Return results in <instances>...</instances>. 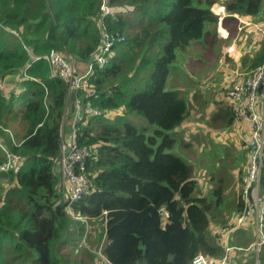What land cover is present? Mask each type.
<instances>
[{"label": "trees", "instance_id": "16d2710c", "mask_svg": "<svg viewBox=\"0 0 264 264\" xmlns=\"http://www.w3.org/2000/svg\"><path fill=\"white\" fill-rule=\"evenodd\" d=\"M216 2L0 0V81L17 71L21 93L0 91V164L6 152L23 158L18 170L0 171V264H86L88 258L93 264H192L198 254L224 255L192 166L166 152L189 115L186 95L167 87L175 56V62L182 51L187 59L220 58ZM226 9L264 22V0H228ZM115 32L124 40L87 78L92 105L103 115L77 125L79 146L91 152L81 171L90 187L68 205L59 157L74 108L68 84L50 75L45 60L32 59L56 50L75 63L94 64L105 35ZM255 34L254 28L237 33L239 47L252 56L249 71L264 59V40L254 44ZM133 117L148 127L139 128ZM218 185L216 208L224 193L222 181ZM261 189L264 195V170ZM243 208L241 194L237 212ZM91 233L107 263L90 252ZM229 244L251 245L234 235ZM64 246H72L68 255ZM73 251L79 260H70ZM259 260L264 264V246Z\"/></svg>", "mask_w": 264, "mask_h": 264}, {"label": "built area", "instance_id": "2783aa9c", "mask_svg": "<svg viewBox=\"0 0 264 264\" xmlns=\"http://www.w3.org/2000/svg\"><path fill=\"white\" fill-rule=\"evenodd\" d=\"M227 0L224 4L217 0L212 11L219 17V36L228 39L231 24L227 19L234 15L238 19V28L242 30L252 24V17L234 14L226 9ZM222 4L223 6L219 5ZM106 14V8L103 7ZM124 40L120 32L106 34L104 44L98 51L93 62L87 64L82 70L78 69L68 54L51 50L49 54L33 58L32 60H45L50 69V75L68 84L67 101L71 100L74 108V116L71 121V143L65 141V128L61 132V155L59 157V174L61 187L64 192V200L68 205L82 200L90 187V182L84 171L87 160L91 157L88 148L79 146L77 125L86 117L102 116V111L92 105L90 88L87 78L93 73L94 66H103L108 63L111 56V48L114 44ZM227 41V40H225ZM228 59L229 61H225ZM237 58V43L225 49L220 57V64L233 72L231 82L226 90V96L230 100L233 120L241 125V140L248 151V163L245 174L242 177V196L245 209L238 215L236 226L222 228L218 234L225 253L221 257L198 254L192 260V264H233L235 254L244 250L255 249L264 244V239L256 238V242L244 249L231 246L229 238L231 232L238 226L245 224L248 219L255 215L258 228L264 226V195L261 190V179L264 170V59L256 69L246 72L238 69L234 63ZM6 88L5 81H0V90ZM85 93V95H83ZM23 158L20 155L6 152L5 160L0 164V171L9 172L18 170L22 165ZM166 211L161 210V214ZM167 214V213H166Z\"/></svg>", "mask_w": 264, "mask_h": 264}, {"label": "rangeland", "instance_id": "374dc122", "mask_svg": "<svg viewBox=\"0 0 264 264\" xmlns=\"http://www.w3.org/2000/svg\"><path fill=\"white\" fill-rule=\"evenodd\" d=\"M224 1L222 0V2ZM219 5L223 6L222 4ZM103 7L106 8V5L103 4L102 9ZM220 29L221 27L218 22V31ZM256 40L257 34L253 37L254 44ZM213 56L211 53H207V55H202L200 58L192 57L191 59H187L183 53H180L177 62H175V56L173 64L176 71L179 70L186 77L179 73L181 76L187 80L188 78L198 80L199 77H207L209 82L203 84L198 83L196 85L198 91L190 88L191 95L187 98L189 115L185 123L179 127L180 130L176 129L173 131L171 138L175 143L166 152L181 158L184 162L192 166L194 177L199 183V196L206 198L207 203H210V214L214 216L210 225V231L212 236L215 237L222 228L230 224L236 226L238 217H236L237 199L242 194L241 181L247 169L248 151L246 158L242 149V145L244 144H242L240 136L241 125L233 121L234 125L232 126L231 123V115L227 108L229 98L214 90L215 86L212 79L214 76L217 78V72L215 75L212 73L215 71L214 65L217 64L218 59L213 58ZM193 65L198 66L199 68H197L200 71L202 68L206 70L199 74L200 76L198 77L193 69ZM169 82L170 79L167 82L168 88H170ZM211 103L215 109L209 112L208 107ZM133 120L139 128L143 125H149L148 121L143 117H133ZM154 130L155 127L151 126L150 133ZM177 133L179 134L178 137ZM244 148L246 149L245 145ZM220 181H222L224 187L223 200L216 208V203L214 202L215 197L213 199L212 194L218 188ZM244 209L245 205L242 211ZM258 227L256 230L255 215H252L245 225L236 227L230 236L234 235L237 230H240L241 233H246V235H235V241L242 242V244H251L252 242L254 244L258 236L261 240L264 239V226L262 228ZM90 236L91 243L89 245L95 246V236L93 233ZM84 241L85 239L82 236L78 243L80 244ZM263 246L264 244L259 247L258 253L255 249L252 250L256 254H259L262 252ZM71 248L72 246H64L63 253L68 255L71 252ZM74 252L72 253L73 256H70L71 261L79 260V256H76ZM90 252L97 255V257L101 256L104 262L107 261L105 256L101 254V246H95L90 249ZM255 253H249L250 255L248 257L253 259L251 260L252 263L249 262V264H256ZM85 263L93 264L89 258L85 259Z\"/></svg>", "mask_w": 264, "mask_h": 264}, {"label": "crops", "instance_id": "0c3cea01", "mask_svg": "<svg viewBox=\"0 0 264 264\" xmlns=\"http://www.w3.org/2000/svg\"><path fill=\"white\" fill-rule=\"evenodd\" d=\"M220 1L222 2V0H220ZM224 2H222V3L224 4ZM252 19H253L252 24L250 26H247L246 28H254V29L257 30L256 43L258 44V43H260L261 41L264 40V22L260 23V21H258L254 17H252ZM227 21L230 22L232 28L229 29L230 35H229L228 39H223V38L220 37L223 40V45H222V49H221V52H220V56L225 51V49H227L229 47H232L233 44L237 43V58L239 59V61L235 62L234 65L239 67L238 69H240V70L249 71L248 68L250 66V62H251L252 56H251V54H246V51L239 47L238 36H237V33L240 32V30L238 28V19L236 17H234V15H233V16L229 17L227 19ZM218 36H219V32H218ZM225 40H227V41H225ZM182 53H183V55L185 57L186 56L185 53L183 51H182ZM225 61H229V60L225 59ZM87 64L88 63H85V62L75 63L76 67L78 69H80V70L85 68L87 66ZM197 67L198 66L193 65V69L195 70L196 74L199 77L200 76L199 74L203 73L206 69L202 68L201 71H200V69H198L199 67L198 68ZM214 67H215L214 68L215 71L212 74L215 75L216 72H217V78H215V76H214L213 79H212V81L214 82V86H215L214 90H217V93H222L226 97L225 90H226V88L229 86V84L231 82L233 72L231 70H229L228 68H226L224 65L220 64V58L217 60V64H215ZM173 68L175 69L174 64H173ZM178 71H176V69H175V70H173L171 72V75L169 77V79H170L169 86H170V88L181 90L183 92V94L186 95L187 98H189V96L191 95L190 88L191 89H195V91H198V88H196V85H198V83H202L203 84V83L209 82V79L207 77H199L200 79L198 78V80H192V79L187 77L188 78V80H187L183 76H181L179 73H181L184 76H185V74H183L180 71L178 72ZM4 81H5V79H4ZM19 81H20L19 73L17 72V74H16V76L14 78V82H6L5 81V83H6V91L4 93H6L8 96H10L11 93L21 94L19 91H17L15 89L18 86ZM25 98L26 97H24V99ZM227 108H228L229 113L231 115V123H232V126H233L234 124H233V120H232V111H231V106H230V100H229ZM208 109H209V112L215 109L212 103L209 105ZM185 121H184V123H185ZM146 127H148V125ZM177 130H180V129L178 128ZM235 133H236V131H235ZM241 134H242V132H240V136H241ZM178 136H179V134L177 133V137ZM242 144H243V141H242ZM242 149L244 151V155L247 158V150L244 148V145H242ZM59 176H60V174H59ZM236 214H237L236 215V217H237L240 213H238L236 211ZM255 221H256V219H255ZM245 224H243V225H245ZM243 225H241V226H243ZM256 230H257V222H256ZM247 232H250V231H247ZM238 234L246 235V233H241L240 230H237V232H235V234H234V239L236 238L235 235H238ZM232 236L233 235L230 236L229 240H231ZM249 253H243V252L236 253L234 261H233V264H248V262L251 263L252 262L251 258L248 257L250 255ZM255 255H256L255 262H256V264H259L260 263L259 254L255 253ZM246 259L248 260L247 262H245Z\"/></svg>", "mask_w": 264, "mask_h": 264}, {"label": "water", "instance_id": "95a60500", "mask_svg": "<svg viewBox=\"0 0 264 264\" xmlns=\"http://www.w3.org/2000/svg\"><path fill=\"white\" fill-rule=\"evenodd\" d=\"M16 74H17V71H15L12 74L6 75L5 78H4L5 81L6 82H14V78H15ZM70 133H71L70 126H66L65 127V141H66L67 144H70L71 143Z\"/></svg>", "mask_w": 264, "mask_h": 264}, {"label": "clouds", "instance_id": "9594fccd", "mask_svg": "<svg viewBox=\"0 0 264 264\" xmlns=\"http://www.w3.org/2000/svg\"><path fill=\"white\" fill-rule=\"evenodd\" d=\"M4 81V80H3ZM5 86H6V83H5ZM1 91V90H0ZM6 91V88H5V90L4 91H2V92H5ZM232 120H233V116H232ZM234 121V120H233ZM166 211V210H165ZM167 213V212H166ZM167 215V214H166ZM226 227H233L231 224L229 225V226H226ZM225 228V227H224ZM234 231V230H233ZM217 235H218V239H219V241H220V243H221V240H220V236H219V234L217 233ZM230 241V240H229ZM230 243V242H229ZM222 244V243H221Z\"/></svg>", "mask_w": 264, "mask_h": 264}]
</instances>
